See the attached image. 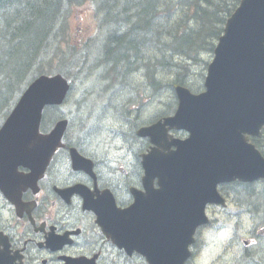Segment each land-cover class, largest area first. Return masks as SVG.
Masks as SVG:
<instances>
[{"label":"water","instance_id":"1","mask_svg":"<svg viewBox=\"0 0 264 264\" xmlns=\"http://www.w3.org/2000/svg\"><path fill=\"white\" fill-rule=\"evenodd\" d=\"M215 54L207 90L194 94L176 85L175 115L138 132L154 144L142 164L147 192L157 203L117 213L113 239L128 253L145 255L150 264H184L197 225L207 221L206 203L221 200L219 182L264 176V158L245 137V132L259 134L264 124V0L241 1ZM69 89L62 75L40 76L0 128V186L5 190L22 182L19 165L44 169L48 164L67 121L42 134V112L47 104H61ZM172 128L189 135L175 137Z\"/></svg>","mask_w":264,"mask_h":264},{"label":"trees","instance_id":"2","mask_svg":"<svg viewBox=\"0 0 264 264\" xmlns=\"http://www.w3.org/2000/svg\"><path fill=\"white\" fill-rule=\"evenodd\" d=\"M90 1L100 17L97 35L104 43L89 65L107 68L109 87L122 75L129 81L127 89L140 87L159 97L174 83L188 82L190 62L213 50L239 0ZM86 2L0 0L1 122L36 76L62 72L76 79L83 71L70 18L72 6Z\"/></svg>","mask_w":264,"mask_h":264},{"label":"flooded vegetation","instance_id":"3","mask_svg":"<svg viewBox=\"0 0 264 264\" xmlns=\"http://www.w3.org/2000/svg\"><path fill=\"white\" fill-rule=\"evenodd\" d=\"M79 150L92 162L76 171L69 149H61L37 187L23 190L21 198L16 193L15 203L0 190V248L8 246L13 264H127V253L104 234L98 220L111 213L112 198L121 208L133 202L131 187L143 188L141 163L127 170L126 133L114 159ZM227 199L226 212L232 205H243L232 194ZM251 216L255 224L248 232L256 239L264 237L256 228L264 222V212ZM244 251L251 253L247 247Z\"/></svg>","mask_w":264,"mask_h":264},{"label":"rangeland","instance_id":"4","mask_svg":"<svg viewBox=\"0 0 264 264\" xmlns=\"http://www.w3.org/2000/svg\"><path fill=\"white\" fill-rule=\"evenodd\" d=\"M79 16V19L80 20H84V22H90L91 19L95 16V13L92 11V10H87L85 8H77V9H74V12H73V16L72 18L74 17H77ZM74 24L78 22V20H73L72 21ZM206 58H209V60L212 59V56H206ZM201 62H198L197 64H199ZM195 62H191L190 66H191V69L192 72L194 71L196 74V72L198 71H203L204 70V64H201V65H197ZM206 72V70H205ZM140 77H141V74H140ZM195 77L197 78L198 75H195ZM193 84L194 85H199V84H203V81L202 79L201 80H193ZM95 79H94V76H92L87 82L86 84L83 86L82 88V83L79 82L73 92V94L71 95L69 101L64 105L62 106V110L66 113H71L72 110L75 109L76 107V103L78 102V100H82V102L84 103H89V102H95L96 101V96L95 94L93 93V89H90L91 87H93L95 85ZM115 85V84H113ZM89 96H92L91 98ZM173 94L171 92V90L169 91H166L164 94H162V96L160 98H157L155 101H149L148 98H145L146 100V107H145V116L143 117L144 120L148 119V117L150 115H153L154 113H156L157 110L161 109V108H165L162 104H160V101H166V102H171L173 99ZM120 104V99L117 101V106L123 110V106L122 105H119ZM122 113V112H121ZM119 115V118L122 119L123 121L124 120H127V115L126 114H121ZM110 121L111 118L110 117H107ZM114 118V117H113ZM115 119V118H114ZM98 124H101V122H98ZM127 153H131L129 152V149L127 148ZM140 154V153H139ZM136 160L135 156H133L132 154H129L127 155V164L130 165L132 162L134 163ZM216 214L218 216H220L221 218V224H223L225 226L226 223L228 224H231L233 219L231 218H226V214L224 212H221L220 210L219 211H215L213 210L212 214ZM221 239V238H220ZM220 243V241H219ZM209 257L212 256V253H209L208 254ZM140 260L138 259H135L133 260V264H140L139 262Z\"/></svg>","mask_w":264,"mask_h":264},{"label":"bare ground","instance_id":"5","mask_svg":"<svg viewBox=\"0 0 264 264\" xmlns=\"http://www.w3.org/2000/svg\"><path fill=\"white\" fill-rule=\"evenodd\" d=\"M96 2V1H95ZM112 33V32H111ZM118 69V68H117ZM74 71V70H73ZM120 71V70H119ZM125 71V70H124ZM127 71V70H126ZM133 72V71H132ZM72 73V72H71ZM120 73V72H119ZM121 73H123L122 71H121ZM121 75V74H120ZM120 78H122V75L120 76ZM127 79V78H126ZM127 82H129V81H127ZM129 84V83H128Z\"/></svg>","mask_w":264,"mask_h":264}]
</instances>
